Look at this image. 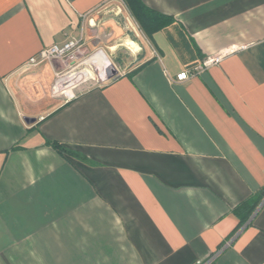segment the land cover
Wrapping results in <instances>:
<instances>
[{
  "label": "crops",
  "instance_id": "1",
  "mask_svg": "<svg viewBox=\"0 0 264 264\" xmlns=\"http://www.w3.org/2000/svg\"><path fill=\"white\" fill-rule=\"evenodd\" d=\"M120 1L0 0V264H264V0H143L171 18L151 34ZM79 39L134 57L65 92L27 66Z\"/></svg>",
  "mask_w": 264,
  "mask_h": 264
},
{
  "label": "rangeland",
  "instance_id": "2",
  "mask_svg": "<svg viewBox=\"0 0 264 264\" xmlns=\"http://www.w3.org/2000/svg\"><path fill=\"white\" fill-rule=\"evenodd\" d=\"M117 3L122 5L120 0H118ZM129 14L130 13L128 9H126L125 7H122V12L120 14V17L122 18V20H125L126 22H128L130 19L134 27L132 30L130 31L128 30L130 36L126 38L127 40L129 38L134 39V40H139V42H141L140 45L143 47V44L146 43L144 34L142 30L140 29L139 24L136 22L133 16ZM127 40L123 39L120 41V45L118 46L117 50H115L114 54H112L110 49L106 48L104 49L106 53L103 50L98 51L96 54H94L95 52L91 54H81L79 52L77 57L74 58L73 60H68L66 62H63L62 60H59L57 58V59H53L54 60L53 63H55L58 66L59 71H61L62 73L70 74L72 72H77L75 74L77 78L82 73L83 79L87 78V80H85L82 86H80L76 90L84 89L88 87L89 85H94L97 83L104 82V81H101L100 79L105 74V72H107V70L109 69V65L115 66V69L119 72H123L125 68L127 69V65H129L130 61L134 57V54L131 49H134L135 47V46H131L130 47L131 49H130L129 48L130 44L128 45ZM42 63L47 64L49 62L44 61ZM75 81L76 80H74L73 82ZM67 90L69 92L72 91L70 84Z\"/></svg>",
  "mask_w": 264,
  "mask_h": 264
},
{
  "label": "built area",
  "instance_id": "3",
  "mask_svg": "<svg viewBox=\"0 0 264 264\" xmlns=\"http://www.w3.org/2000/svg\"><path fill=\"white\" fill-rule=\"evenodd\" d=\"M127 28H129L130 30H132L134 28L133 24L130 20L128 21ZM81 46H82L81 39H79V40H71L62 46L54 45L48 49H43L38 54L33 55L29 58V60L27 61V66H35V65H38L44 61H48L50 63H53V61H54L53 59H57V58L59 60H62L63 62H66L68 60H73L74 58L77 57ZM224 54L225 53H221V54H218L215 56H210V57L206 58L202 63L196 64V65L192 66L191 68L180 71L176 75V80L183 81V80L187 79L190 75L195 74V73L203 70L205 67H207L213 63L220 62L221 59L223 58ZM111 67L115 68V66L109 65V69ZM118 74H120L119 71H118ZM67 75H68L67 73H62L61 71L56 72L57 79L53 85V88L56 92L57 91L58 92H60V91L65 92V90L63 89L64 84H62V81L65 80ZM103 76L100 79L101 81H105L106 79H108L106 77L107 72H105V74ZM171 80H173V79H171ZM77 84L75 83V84H73V86H75Z\"/></svg>",
  "mask_w": 264,
  "mask_h": 264
},
{
  "label": "trees",
  "instance_id": "4",
  "mask_svg": "<svg viewBox=\"0 0 264 264\" xmlns=\"http://www.w3.org/2000/svg\"><path fill=\"white\" fill-rule=\"evenodd\" d=\"M127 4L132 15L139 22L145 32L151 34L155 30H158L171 21V18L163 13L152 9L145 4L143 0H124ZM48 143L59 153H71L72 151L63 143L58 141H48ZM264 197V188L260 189L255 193L250 199L246 201L245 204L249 206L248 215L252 214L257 206L260 204L261 199Z\"/></svg>",
  "mask_w": 264,
  "mask_h": 264
},
{
  "label": "water",
  "instance_id": "5",
  "mask_svg": "<svg viewBox=\"0 0 264 264\" xmlns=\"http://www.w3.org/2000/svg\"><path fill=\"white\" fill-rule=\"evenodd\" d=\"M119 74H118V71L115 69V68H113V67H111L110 69H108V71H107V78H115V77H117ZM26 121L27 122H34L35 121V119L34 118H30V117H27L26 118Z\"/></svg>",
  "mask_w": 264,
  "mask_h": 264
},
{
  "label": "bare ground",
  "instance_id": "6",
  "mask_svg": "<svg viewBox=\"0 0 264 264\" xmlns=\"http://www.w3.org/2000/svg\"><path fill=\"white\" fill-rule=\"evenodd\" d=\"M95 57H97V56H95ZM99 61V60H98ZM96 64V63H95ZM77 72H73L72 74V77H71V81H73V80H76L77 82H79L81 79H83V74L81 73L80 74V76L77 78V76L75 75ZM75 83V82H74ZM72 84V83H71Z\"/></svg>",
  "mask_w": 264,
  "mask_h": 264
}]
</instances>
